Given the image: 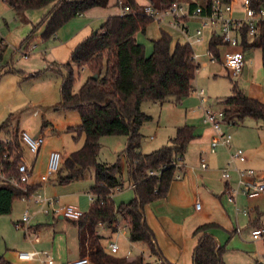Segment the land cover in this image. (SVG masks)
Returning <instances> with one entry per match:
<instances>
[{"label": "trees", "instance_id": "1", "mask_svg": "<svg viewBox=\"0 0 264 264\" xmlns=\"http://www.w3.org/2000/svg\"><path fill=\"white\" fill-rule=\"evenodd\" d=\"M129 12L110 16L99 29L80 42L71 53V61L65 64L63 74L62 98L60 108L77 109L81 115V124L74 130L86 134L84 146L63 156L57 182L64 184L85 177L87 169H95V183L89 193L95 198L89 209L74 223L79 228L81 256H89L91 264H173L168 260L154 263L146 261L143 255L129 258L116 256L106 250L98 226L105 224L117 232L121 220L129 226V238L132 242L146 244L152 254H158L159 248L155 234L145 219L147 204L167 197L177 173L178 158H182L189 143L195 138L193 125L184 124L177 128L170 144L143 153L141 141L142 125L151 119L141 105L145 101H177L188 96L193 90L201 64L194 58V49L189 43L177 42L165 30L152 41L153 50L147 54L146 46L137 40L139 32H145L153 21L137 11L136 0H121ZM157 5L168 7L176 0H151ZM236 2V0H227ZM18 13L30 9H40L52 3V9L33 25L29 40L39 24L44 23V38H50L77 15L96 6H107L109 0H6ZM252 6L259 9L264 0H251ZM259 35L248 37L244 32V48L262 50L264 66V23ZM222 43L220 37H211L210 48L218 52ZM4 43L0 42V71L4 64ZM87 67L90 76L78 91L74 90L75 75L72 65ZM97 74L98 78L93 76ZM35 75L31 74L29 77ZM225 121L239 124L246 117L261 120L264 124V101L250 97L234 83L233 94L224 101ZM9 116L0 125V134L6 131L7 138L0 137V170L6 176L19 175V165L24 162L22 138L18 130L11 131ZM125 134L128 143L125 157L129 163V178L134 185L135 197L129 203L117 205L114 192L123 187L120 179L122 165L98 162L100 139L105 135ZM66 170L67 174L63 175ZM154 172V173H152ZM39 184L12 185L0 181V215L10 214L13 201L23 196L30 198L39 189ZM255 228H264L256 220L251 222ZM216 222L199 225L195 235H199L194 251L193 264H226L225 247L211 233L219 228ZM0 264H11L0 256Z\"/></svg>", "mask_w": 264, "mask_h": 264}, {"label": "rangeland", "instance_id": "2", "mask_svg": "<svg viewBox=\"0 0 264 264\" xmlns=\"http://www.w3.org/2000/svg\"><path fill=\"white\" fill-rule=\"evenodd\" d=\"M181 1L185 2V0ZM138 4L144 6L147 3L138 0ZM243 9L242 0H236L234 2L235 17L243 18ZM157 24L153 22L150 26L155 34L161 31L160 25ZM189 24L192 29H196L200 26V20H190ZM85 26H88L87 19L77 15L71 19L61 34H59V29L50 38H44L46 25L41 23L34 31L33 36L26 40L33 27L18 19L12 6L6 1L0 0V34L6 42L4 66L0 71V125L11 116L8 128L12 132L18 130L21 135L25 131L32 137L40 135L45 137L46 142L40 148L36 166L40 172H46L42 160H45V155L49 150H60L63 156L68 157L72 152L81 149L86 142V134L74 130L82 121L79 111L73 108L59 107L62 98L63 74L67 72L64 65L71 61V53L75 48L72 46H76L87 37L84 35L87 34L84 33ZM100 27L101 23H98L92 32L94 33ZM212 34L211 27L204 28V41L200 44L192 43L196 48L201 67L193 83V90L188 96L180 101L172 96L162 104H158L160 103L158 101L143 102L142 110L149 114L151 119L141 127L143 135L141 152L149 153L170 144V139L176 133L170 135L173 132L172 120L178 117L184 120L187 106L185 100L190 99L193 107L201 105L197 94L198 90L205 91V96L208 98L206 105L216 111L224 109L223 101L233 94L234 83H237L243 91L247 88L249 90L247 94L250 96H252L251 94L261 95L260 92L264 93L263 65L254 69V73L251 75L232 77L222 63L211 61L208 45ZM139 36L140 39H145L144 32H139ZM144 43H146L147 54L150 55L153 50L152 42L146 38ZM33 46L35 47L33 48ZM27 50H31L28 57L25 56ZM259 55H261V50H248L246 52V56L249 58L248 64L256 67L255 63H257ZM72 67L76 78L74 90L78 91L91 73L87 67L80 68L76 64H73ZM31 74L35 76L28 78ZM203 118H205V113ZM251 122L260 123L258 131L262 130L264 133L263 122L252 117H246L237 125L224 124L223 128L231 126L234 131L239 125H248ZM0 137L7 138L6 131H2ZM127 143L128 136L125 134L105 135L100 139V152L97 156L98 162L114 164L119 161L123 167L120 174L123 187L115 189L114 195L117 205L129 203L135 197L134 188L130 184L129 163L124 153ZM158 144L159 147L156 148ZM22 146L24 158L28 163L33 162L36 155L23 141ZM254 153V156L252 154L254 161L252 168L258 173H264V150L261 153H257V151ZM211 173L212 180L221 185L223 190L214 192L212 199L206 196L201 197L200 210L196 208L197 202L192 203V208L188 210L190 212L193 209L192 219L195 217L199 220L197 227L206 222H216L220 225L212 234L225 247L226 264H264V239H253V227L247 222L248 216L237 212V206L248 208L250 212V205L247 203L256 197L249 199L244 195H239L236 204L230 200L224 190L221 172L212 170ZM66 174L67 171L64 170L63 175ZM200 174L205 175L202 172ZM57 177L58 173L53 174L51 181L47 182L46 188H40L39 192L46 194L49 198H57L56 207L75 205L81 211L86 212L92 203L89 192L95 183V169L93 167L87 169L84 178L69 183L61 184L57 182ZM202 183L207 184V181L203 180ZM46 209L47 207L42 202H37L35 198L30 201L20 199L13 201L12 212L0 215V256H4L11 264H39L38 262L21 261L17 257L19 251L36 248L49 250L52 254L56 249L66 255L69 254L72 259L80 257L79 228L74 223L75 220L66 217L60 218V213L52 210L47 213ZM25 211H28L31 216V229L40 226L39 233L43 239V245L33 243L25 228H17L16 222L22 219ZM176 211L174 206L170 207L172 215H175ZM188 223L189 221L187 225ZM239 227L241 232L236 231ZM101 235L107 251L110 252L108 248L110 242L119 244L120 250L114 254L116 256L134 258L143 255L148 262L159 261L158 256L152 254L146 244L130 240L129 226L124 219L121 220L117 232L107 227L105 230L101 229ZM195 236L197 239L200 238L199 235ZM185 258L186 262L184 261L183 264H193L194 252L190 256L188 252Z\"/></svg>", "mask_w": 264, "mask_h": 264}, {"label": "crops", "instance_id": "3", "mask_svg": "<svg viewBox=\"0 0 264 264\" xmlns=\"http://www.w3.org/2000/svg\"><path fill=\"white\" fill-rule=\"evenodd\" d=\"M136 1H137V7H141L138 4V0ZM142 1L149 3L151 0H142ZM179 1L182 2L181 0ZM193 1L199 2L200 0H185V2L182 3L186 4ZM151 3L153 2L151 1ZM53 6L54 3L40 9L27 10L24 13H18L13 7L12 8L15 10L16 17L18 19L23 21L25 24H29L33 27V25L38 23L39 20L43 19V17L52 9ZM123 8L124 7L122 5L121 0H109L107 6H96L89 9L85 13L80 14V16L84 17V19H87V24H88V26H85V32H84L87 34L84 35H87V37L91 35L93 33L92 31L94 27L98 23H101L102 25L110 16L122 14ZM70 21L60 28L59 34H61L64 28H67L66 26H68ZM157 25H160L161 31L165 30L173 37V45L177 42L184 43L183 36L177 29L173 28L167 23L164 24L158 23ZM150 26L151 23L149 24V26L147 27L144 33H145V39L148 38L152 42L153 40L158 39L161 36V31L158 34H155L154 31H152V29L150 28ZM138 36L139 33L136 35L137 40L143 43L144 45H146L147 42L144 43L145 39L142 38L140 39L139 38L140 36L139 37ZM4 46L6 48V42H4ZM76 46H72V48ZM194 49L196 50L195 47ZM248 50H261V49L253 48ZM248 50H246V52ZM248 59L249 58L246 56V66L243 72L240 74L241 76L251 75L252 73H254V69L256 70L258 69V66L263 65L262 50H261V55L257 57V63H255L256 67L249 65ZM244 92L245 94H247L249 90L245 88ZM260 93L262 96L260 94H251L252 96L248 94L247 95L250 97L255 96L254 98L259 97L260 100L264 101V93L263 92ZM207 102H208V98L204 104L201 103V105H198V107H193V104H191L190 99H186L185 103L187 104V106H186V113L184 114V120L181 117L172 120L173 132H171L170 135H174V133L176 132L179 126L184 124H190L193 125L195 128V138L189 143L187 150L183 156V162H182L183 167L180 169L182 174L181 178L178 179L175 178V180L172 182L167 197L149 203L145 208V219L155 234L159 248L158 254H154V255H157L160 261L165 259L173 264H183L188 252L190 256L195 251V248L198 244V239L195 238L196 236L194 234V231L197 228L199 220H197L195 217L192 219L193 209H191L192 212L191 211L189 212L188 210L192 208V203L194 202L196 203L197 201H200L201 197L206 196L207 198L210 197L212 199L214 192L218 190L219 191L223 190L221 185H218L212 180L213 178L211 175L212 174L211 171L218 170L221 172V176H222V170L227 166L231 158V154L238 148H242L244 150L245 155L247 156V160L244 162L237 161L236 162L237 166L239 168H252L254 165L252 154L254 156L255 154L254 151H257V153L258 152L261 153L264 150V133H262V130L261 132L258 131V128L261 125L258 122L256 123L251 122L248 125L242 124L239 125L240 127L238 126V128L235 127L237 129H234V131L231 126H227L225 128V131L231 132L233 134L232 144L228 147L220 145L216 148L215 151H213L211 143L216 138V133L210 125L204 123L203 121L204 108L208 107L206 105ZM158 104H162V102ZM141 106H143V103ZM157 147H159V144L158 146H156V148ZM52 150H56V149L49 150L45 155V160L44 159L42 160V164L45 165L46 171H47L49 154ZM23 159L25 163L32 166L33 168L31 183L39 184L40 186L38 190H40V188H46L47 182L51 181V177L49 178L48 181L45 182H42L40 180V177L44 175L46 172H40L36 169L39 159V153L35 156L33 162L28 163L26 158H24V156ZM202 159H205L206 163L208 164L207 168H202L201 166ZM201 172L205 173V175L200 174ZM231 175L232 178L230 179V181H226L222 177L224 180L223 181L224 190L226 191V193L229 185L234 186L236 184L237 171L234 169V167L231 168ZM203 180H206L207 184H203V183L201 184V181ZM130 184L134 188L132 182ZM113 195H115V192ZM239 195H243V194H239ZM239 195H237L236 200L234 201L236 202V204ZM247 204L250 205V212L248 208H241L248 210L247 213H244L243 210H239L240 207L238 206H237V212L238 213L242 212L245 216H248L247 222L249 223L250 226H252L251 222L253 220H256L264 225V193L256 197V199L248 201ZM171 206H174V209L177 210L175 215H172L170 213ZM60 218H64V216L61 214ZM188 221L189 223L187 225ZM237 221H238V217H237ZM107 227L108 226L105 224H100L97 230L98 233L101 234V229L105 230L107 229ZM252 227L253 229H255L254 226ZM35 229L39 231L40 226L36 227ZM215 229L216 228L212 229L211 233ZM237 230L238 228L236 229V231ZM53 239H55V237H53ZM33 243H38L40 245H43V239L41 238L39 242H33ZM53 255L57 261V264H64L67 261L77 259V258L72 259L69 256V254L66 255L65 253H62L56 249L54 250ZM80 256H81V250H80ZM34 262H38V261H34Z\"/></svg>", "mask_w": 264, "mask_h": 264}, {"label": "built area", "instance_id": "4", "mask_svg": "<svg viewBox=\"0 0 264 264\" xmlns=\"http://www.w3.org/2000/svg\"><path fill=\"white\" fill-rule=\"evenodd\" d=\"M6 1V0H3ZM243 18H237L234 15V3L227 0H200L199 2L182 3L179 0L174 1L170 6L165 7L156 5L153 3H147L144 6L138 7L137 11L143 13L149 17L153 22L164 24L167 23L173 28L177 29L183 36L184 43H189L192 47L193 44H200L204 41V28L211 27L213 30L212 37H220L222 43L218 46V54L214 52L210 45H208V54L212 62L222 63L228 74L232 77L239 76L246 66V50L244 48V32L250 38H254L259 35L261 30V24L264 23V5L259 9H255L252 6L251 0H243ZM130 8L125 6L124 12H129ZM200 20V26L196 29H192L189 21ZM0 42L4 43V39L0 34ZM35 46H33L34 48ZM194 49V47H193ZM31 50H27L25 56L28 57ZM194 58L198 60V54L194 49ZM201 103L204 104L207 101L205 91L203 89L197 91ZM205 123L209 124L216 133V138L212 141V150L215 151L220 145L230 146L232 144L233 135L230 132L225 131L224 124H233L232 122L225 121L224 110L216 111L211 107L204 108ZM21 138L28 146L30 151L37 155L42 145L46 142L45 137L40 135L38 137H32L27 132L21 133ZM247 160V156L242 148L236 149L232 154L227 166L222 170V177L226 181H230L232 178L231 168L237 171V180L234 186L229 185L227 188V194L230 200L235 201L237 195L243 194L248 198H254L264 193V173H258L253 168H239L237 161L244 162ZM62 153L59 150H52L49 154L47 171L40 177L42 182L48 181L49 178L57 173L61 167ZM183 159L178 158L177 172L175 178H181L182 174L180 169L183 167ZM202 168H207L208 164L205 159H202ZM32 166L23 162L19 165V175L6 176L2 170H0V181H6L12 185L19 186L21 184H31L32 178ZM154 173V172H152ZM91 201L95 196L89 193ZM33 198L37 202H42L46 207V212L61 213L64 217L78 220L84 214L78 206L75 205H63L56 207L58 202L57 198H49L46 194H42L37 190L32 194L30 198L23 196L21 200L30 201ZM196 208L201 209L200 201H197ZM244 213L248 210L241 209ZM31 216L28 211H25L22 219L16 222L17 228H25L27 235L32 242H39L41 239L40 233L37 229H31L30 225ZM241 232L240 228L237 230ZM252 237L255 240L260 238L264 239V228H255L252 230ZM110 252L117 253L120 246L117 242H110L108 245ZM17 256L20 260L25 262L38 261L40 264H57V261L49 250L31 249L27 251L17 252ZM64 264H91L89 256L79 257L77 259L67 261Z\"/></svg>", "mask_w": 264, "mask_h": 264}, {"label": "water", "instance_id": "5", "mask_svg": "<svg viewBox=\"0 0 264 264\" xmlns=\"http://www.w3.org/2000/svg\"><path fill=\"white\" fill-rule=\"evenodd\" d=\"M93 77H94V78H98V75H97V74H95ZM260 264H263V263H260Z\"/></svg>", "mask_w": 264, "mask_h": 264}]
</instances>
